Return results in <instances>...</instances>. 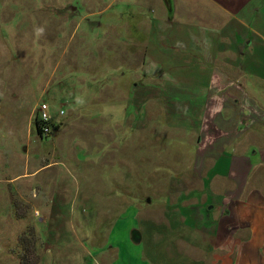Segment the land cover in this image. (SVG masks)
I'll list each match as a JSON object with an SVG mask.
<instances>
[{
    "label": "rangeland",
    "instance_id": "rangeland-1",
    "mask_svg": "<svg viewBox=\"0 0 264 264\" xmlns=\"http://www.w3.org/2000/svg\"><path fill=\"white\" fill-rule=\"evenodd\" d=\"M174 1L207 30L208 0H0V264H264V144L243 183H202V90L170 48L189 25L159 18ZM231 1L220 64L256 70L264 107V0Z\"/></svg>",
    "mask_w": 264,
    "mask_h": 264
},
{
    "label": "crops",
    "instance_id": "crops-1",
    "mask_svg": "<svg viewBox=\"0 0 264 264\" xmlns=\"http://www.w3.org/2000/svg\"><path fill=\"white\" fill-rule=\"evenodd\" d=\"M208 4V9L202 14L203 23L207 29L203 32L194 30V25L197 24L196 19L201 17L198 15V4L194 1L185 3L174 1L170 14L159 7L160 12L165 14L163 18L162 16L159 18L162 23L165 22L166 27L169 23V27H172L173 23L178 24L176 29H179L181 25H189L186 28L187 31L184 30L185 36L178 37L181 32H175V38H178L177 45L176 47L171 45L170 48H174L181 55L194 57V62L181 66L183 69H191V72L188 75H180L185 80L192 78V82L184 86L202 90L203 102L201 108L199 107L197 117L198 130L195 131L199 136V145L196 147V164L199 167L210 165L213 168V174L208 175L209 177L206 181L202 180V183H218L221 179L243 183L245 176L239 173L243 169L248 172L249 168L258 166L257 161H253V157H248L247 154L255 155L263 149L264 144L262 142L264 139V107L258 102L256 94L252 92L255 84L250 83L249 79L251 77L256 81L260 77L256 70H250V74L245 76L242 69H236L232 64H220L225 53L230 56L233 50L230 38L231 26H227L231 20V10L235 3L231 0H208ZM226 16L228 19L225 18ZM200 37L205 39L204 45L198 42ZM237 39L235 36L234 41ZM226 40H229L228 44ZM203 48L208 56L200 60L198 55ZM165 53H169L168 49ZM227 70H237L239 79L236 81L227 78L224 75ZM201 78L205 79L202 84L199 81ZM180 79L177 75L176 80L181 82ZM234 93L236 96L232 95ZM97 94L96 96H100ZM48 111H50L49 105ZM49 113L54 118L51 112ZM200 135L205 138H200ZM254 141L260 144L257 146L258 151L252 154L251 150L256 146ZM239 146L244 152L242 155L238 154L237 147ZM251 199L254 198L249 196L247 200ZM262 239L264 241V236Z\"/></svg>",
    "mask_w": 264,
    "mask_h": 264
},
{
    "label": "built area",
    "instance_id": "built-area-1",
    "mask_svg": "<svg viewBox=\"0 0 264 264\" xmlns=\"http://www.w3.org/2000/svg\"><path fill=\"white\" fill-rule=\"evenodd\" d=\"M64 112L60 111V115ZM36 120L39 123L42 137H47L51 133L52 117L48 111V105L44 102L39 103L37 107Z\"/></svg>",
    "mask_w": 264,
    "mask_h": 264
},
{
    "label": "trees",
    "instance_id": "trees-1",
    "mask_svg": "<svg viewBox=\"0 0 264 264\" xmlns=\"http://www.w3.org/2000/svg\"><path fill=\"white\" fill-rule=\"evenodd\" d=\"M51 127H53V124L52 123H51ZM35 128H36L37 134L42 137L41 131H40V127H39V123H38L37 120H35Z\"/></svg>",
    "mask_w": 264,
    "mask_h": 264
}]
</instances>
